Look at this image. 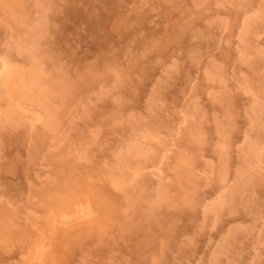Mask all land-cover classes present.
<instances>
[{"label": "rangeland", "instance_id": "obj_1", "mask_svg": "<svg viewBox=\"0 0 264 264\" xmlns=\"http://www.w3.org/2000/svg\"><path fill=\"white\" fill-rule=\"evenodd\" d=\"M6 63L0 264H264V0H0Z\"/></svg>", "mask_w": 264, "mask_h": 264}, {"label": "bare ground", "instance_id": "obj_2", "mask_svg": "<svg viewBox=\"0 0 264 264\" xmlns=\"http://www.w3.org/2000/svg\"><path fill=\"white\" fill-rule=\"evenodd\" d=\"M4 68L3 74H0V83L3 84L5 91L9 92L13 96L18 95L21 89L26 88L27 84L29 85L34 82L33 76L30 74H21L22 72L19 74L17 71L18 67L15 64L6 63ZM48 110L50 111L51 109ZM138 150V147L132 146L129 155L133 152H137ZM127 155L128 154H123L122 158L127 157ZM57 208L51 209L49 214V224L53 231L60 227H70L73 225H81L95 221L99 215L98 208L90 198L80 199L78 197L71 200L69 205L67 204V206H65L64 204V206ZM46 239L47 238H44L37 242L31 253V261L38 264L46 261L50 250V246L45 242Z\"/></svg>", "mask_w": 264, "mask_h": 264}]
</instances>
